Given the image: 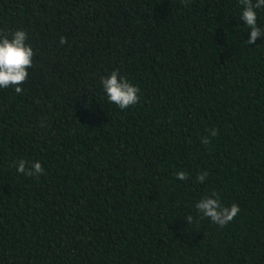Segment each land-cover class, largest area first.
<instances>
[{
    "label": "trees",
    "instance_id": "16d2710c",
    "mask_svg": "<svg viewBox=\"0 0 264 264\" xmlns=\"http://www.w3.org/2000/svg\"><path fill=\"white\" fill-rule=\"evenodd\" d=\"M241 13L0 0V33L27 32L35 53L22 93L0 89V264H264V39L246 43ZM113 70L138 104L108 102ZM20 159L45 173H18ZM212 193L241 209L223 227L195 207Z\"/></svg>",
    "mask_w": 264,
    "mask_h": 264
},
{
    "label": "clouds",
    "instance_id": "9594fccd",
    "mask_svg": "<svg viewBox=\"0 0 264 264\" xmlns=\"http://www.w3.org/2000/svg\"><path fill=\"white\" fill-rule=\"evenodd\" d=\"M186 0H182L185 3ZM242 5L241 19L249 30L247 44H254L259 39H264V28L257 24V9L264 7V0H239ZM27 32L15 30L11 32L10 38L0 33V89L14 88L17 94L22 93L21 85L28 79V69L33 67V57L35 55L30 45L26 43ZM60 44L67 42L66 38L60 37ZM101 84L107 100L115 104L119 109L124 110L139 103V89L126 78L120 75L118 70H113L107 77H101ZM43 126V124L41 125ZM216 130H212L209 135L216 136ZM201 143L207 145L208 137H202ZM16 171L25 176H40L45 173V169L39 161L29 162L20 159L14 165ZM208 176L204 171L196 176V180L203 183ZM176 177L184 181L188 178V173L178 171ZM201 218H208L214 224L223 227L234 220L241 209L235 203L230 206L221 204L216 193L212 196H205L195 205ZM188 223L193 222L191 215L187 216Z\"/></svg>",
    "mask_w": 264,
    "mask_h": 264
}]
</instances>
